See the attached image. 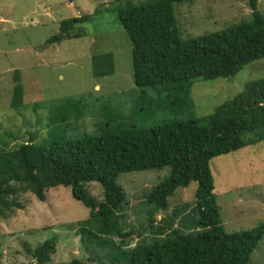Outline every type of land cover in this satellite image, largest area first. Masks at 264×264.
I'll return each instance as SVG.
<instances>
[{
	"label": "trees",
	"instance_id": "trees-1",
	"mask_svg": "<svg viewBox=\"0 0 264 264\" xmlns=\"http://www.w3.org/2000/svg\"><path fill=\"white\" fill-rule=\"evenodd\" d=\"M191 1L156 0L119 10V20L133 46L135 85L140 89L163 86L176 95L178 103L183 98L191 100L195 80L231 79L247 65L264 60V15L259 0H249L251 21L185 40L174 4ZM92 18L62 21L60 32L47 42L81 38L84 31L80 26ZM92 61L100 78L113 74L111 53L93 54ZM13 79L11 108L19 110L25 104L18 70ZM11 134L0 135V212L15 205L9 201L11 197L30 193L43 202L47 190L70 187L74 199L90 210L89 217L78 222L77 234L87 250L107 252L106 258L113 264H250L252 253L264 239V224L241 232L226 231L211 170L215 158L264 142V79L248 83L241 93L201 120L149 129L133 126L98 137L85 135L42 145L30 133L27 142L14 148L4 139L13 138ZM166 167L169 175L134 199H127L118 184L122 173ZM91 182L102 187V200L89 193L87 184ZM192 182L198 184L196 203L177 206L170 219L162 218L158 227L149 224L150 241L131 247L133 235L124 226L127 210L153 222L156 214L170 208L178 191ZM144 207L148 214L142 212ZM54 239L33 250L34 264L51 262L57 251ZM68 264L81 262L75 259Z\"/></svg>",
	"mask_w": 264,
	"mask_h": 264
},
{
	"label": "rangeland",
	"instance_id": "rangeland-1",
	"mask_svg": "<svg viewBox=\"0 0 264 264\" xmlns=\"http://www.w3.org/2000/svg\"><path fill=\"white\" fill-rule=\"evenodd\" d=\"M153 1L0 0V135L12 133L13 138H4L10 148L27 142L30 133L42 145L85 135L98 137L133 126L149 129L201 120L241 93L248 83L264 79V60H258L231 79L195 80L191 100L183 98L182 103L163 86L138 88L133 77V46L119 20V10ZM258 8L264 15V0H259ZM174 10L185 40L220 33L252 19L249 0H193L174 4ZM91 15L93 18L80 26L84 31L81 38L47 42L60 32L62 21ZM102 53L113 55L114 72L100 78L93 71L92 55ZM16 70L24 87L25 106L19 110L11 108ZM211 170L226 231L241 232L264 224V142L215 158ZM169 172L166 167L122 173L118 184L127 199H134L151 191ZM197 188V182L181 188L170 208L156 214L153 222L134 215L129 208L124 226L133 235L131 247L150 241L149 224L158 227L162 218L169 220L177 206L192 207ZM87 189L98 200L103 199L97 182L87 184ZM9 201L15 205L0 212L2 264H34L33 250L52 238L57 251L49 264H68L75 259L81 264H113L106 258L107 252L87 250L77 234L78 222L86 220L90 210L74 199L72 188L47 190L43 202L30 193ZM143 211L149 213L145 207ZM27 248L32 251L28 253ZM250 264H264V239L252 253Z\"/></svg>",
	"mask_w": 264,
	"mask_h": 264
},
{
	"label": "crops",
	"instance_id": "crops-1",
	"mask_svg": "<svg viewBox=\"0 0 264 264\" xmlns=\"http://www.w3.org/2000/svg\"><path fill=\"white\" fill-rule=\"evenodd\" d=\"M96 88L98 89V88H99V86H96Z\"/></svg>",
	"mask_w": 264,
	"mask_h": 264
}]
</instances>
